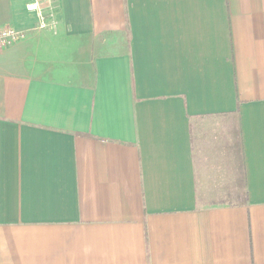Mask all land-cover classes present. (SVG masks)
Wrapping results in <instances>:
<instances>
[{
  "label": "crops",
  "instance_id": "1",
  "mask_svg": "<svg viewBox=\"0 0 264 264\" xmlns=\"http://www.w3.org/2000/svg\"><path fill=\"white\" fill-rule=\"evenodd\" d=\"M29 1L0 0V264H264V0Z\"/></svg>",
  "mask_w": 264,
  "mask_h": 264
},
{
  "label": "built area",
  "instance_id": "2",
  "mask_svg": "<svg viewBox=\"0 0 264 264\" xmlns=\"http://www.w3.org/2000/svg\"><path fill=\"white\" fill-rule=\"evenodd\" d=\"M25 9L28 13H36L39 17H41L39 3L37 2V0L29 1L26 4ZM47 27L48 25H46V23L42 21L38 22V29H43ZM27 32V30H17L8 27L0 28V50L12 44L23 41L26 38Z\"/></svg>",
  "mask_w": 264,
  "mask_h": 264
}]
</instances>
